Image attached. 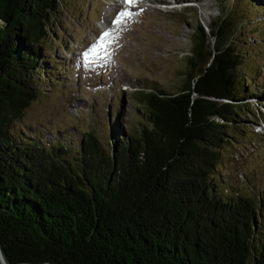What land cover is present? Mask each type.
Here are the masks:
<instances>
[{
    "label": "trees",
    "instance_id": "trees-1",
    "mask_svg": "<svg viewBox=\"0 0 264 264\" xmlns=\"http://www.w3.org/2000/svg\"><path fill=\"white\" fill-rule=\"evenodd\" d=\"M60 3L0 0V245L9 263L264 264V190L233 191L217 173L246 118L257 123L264 108L257 83L244 85L254 79L240 72L248 58L234 43L235 15L209 32L197 25L177 90L144 94L147 123L128 134L113 124L103 140L91 131L75 156L14 128L38 99Z\"/></svg>",
    "mask_w": 264,
    "mask_h": 264
},
{
    "label": "rangeland",
    "instance_id": "rangeland-1",
    "mask_svg": "<svg viewBox=\"0 0 264 264\" xmlns=\"http://www.w3.org/2000/svg\"><path fill=\"white\" fill-rule=\"evenodd\" d=\"M111 2L61 0L42 52L51 63L37 83L38 99L14 124L17 131L42 137L46 144L61 141L75 156L91 131L103 140L117 124L128 134L147 123L144 94L153 86L175 92L183 82L197 25L209 32L212 22L228 13L236 17L233 28L240 23L235 26V46L248 58L243 59L241 75L251 74L254 79L244 85L257 83L264 105V0H140L133 5L144 7L131 9L134 24L126 28L125 20L115 25L116 18H109ZM251 3L257 7L253 9ZM243 10L248 17L240 15ZM103 30L112 33V42L86 64L81 54ZM260 107L257 123L246 118L247 129L238 132L237 143L228 146L217 164L221 179L236 192L264 190V108Z\"/></svg>",
    "mask_w": 264,
    "mask_h": 264
},
{
    "label": "snow or ice",
    "instance_id": "snow-or-ice-1",
    "mask_svg": "<svg viewBox=\"0 0 264 264\" xmlns=\"http://www.w3.org/2000/svg\"><path fill=\"white\" fill-rule=\"evenodd\" d=\"M137 0H124V3L131 6L135 4ZM132 15L131 12L124 10L117 14L115 20H113V24L120 25L124 18L130 17ZM112 36L110 31L102 32L98 37L97 41L94 45H90L89 48L81 54V59L83 62L91 63V56L97 54L98 49H103L107 47V44H110L112 41L109 39Z\"/></svg>",
    "mask_w": 264,
    "mask_h": 264
},
{
    "label": "bare ground",
    "instance_id": "bare-ground-1",
    "mask_svg": "<svg viewBox=\"0 0 264 264\" xmlns=\"http://www.w3.org/2000/svg\"><path fill=\"white\" fill-rule=\"evenodd\" d=\"M162 1V0H161ZM143 2V1H142ZM142 2H140V0H137V2L136 3H142ZM146 6V5H145ZM111 7L113 8V12L110 14V16H109V18L110 19H112V17H114V16H117V14L118 13H120V12H122L123 11V6H122V4H120V1L119 0H114V2L113 3H111ZM143 8L144 7V5L143 4H140V5H136V8ZM136 8H134V9H136ZM134 9H132V10H134ZM131 10V9H130ZM124 20H125V25H123V27L124 28H126V27H128V25H132V24H134V19H133V17L132 16H130V17H127V18H124ZM106 21H109L110 22V20H106ZM112 23V22H111ZM99 32L100 31H97V33L99 34ZM91 45H94V44H91ZM95 56L97 57L98 56V52H97V54H95V55H93V56H91V62L95 59ZM97 62V61H96ZM93 64V63H92Z\"/></svg>",
    "mask_w": 264,
    "mask_h": 264
},
{
    "label": "water",
    "instance_id": "water-1",
    "mask_svg": "<svg viewBox=\"0 0 264 264\" xmlns=\"http://www.w3.org/2000/svg\"><path fill=\"white\" fill-rule=\"evenodd\" d=\"M0 257H1V260H2V262L4 264H10L9 261L7 260V258H6V255H5L1 245H0Z\"/></svg>",
    "mask_w": 264,
    "mask_h": 264
}]
</instances>
